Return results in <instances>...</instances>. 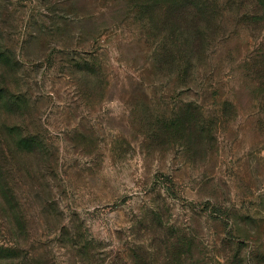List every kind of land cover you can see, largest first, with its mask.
<instances>
[{
  "label": "rangeland",
  "instance_id": "rangeland-1",
  "mask_svg": "<svg viewBox=\"0 0 264 264\" xmlns=\"http://www.w3.org/2000/svg\"><path fill=\"white\" fill-rule=\"evenodd\" d=\"M148 1L0 0L5 263L264 264V0Z\"/></svg>",
  "mask_w": 264,
  "mask_h": 264
},
{
  "label": "trees",
  "instance_id": "trees-1",
  "mask_svg": "<svg viewBox=\"0 0 264 264\" xmlns=\"http://www.w3.org/2000/svg\"><path fill=\"white\" fill-rule=\"evenodd\" d=\"M160 1H162V3L166 5V8L165 5H163V8L157 5L158 11H160L163 15L171 14L176 11H178L177 12L178 14L179 13L181 14L187 33L193 34L191 35L193 39L191 38L192 40H190V42H193V45L196 46V48L198 49V53H200L199 50L206 49V47L208 46L207 43L211 39L210 38L211 36L205 35L204 32L205 29H208L211 26L213 27V22L216 19L215 16L216 13L218 12L217 11L218 6L216 3L217 0H160ZM229 1L232 2L234 0H229ZM138 6L141 8V10H144L146 7V3L145 2L141 3ZM167 18L169 17H166V19ZM17 100L18 99L15 98V96H10L8 99V104L12 105V103H14ZM6 249L3 246H0V264H8L2 261L5 258L10 257L9 254L7 253L9 248L7 247ZM5 261H8V259H6Z\"/></svg>",
  "mask_w": 264,
  "mask_h": 264
}]
</instances>
